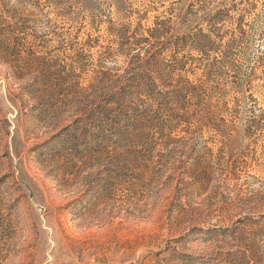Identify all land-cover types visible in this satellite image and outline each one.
I'll use <instances>...</instances> for the list:
<instances>
[{
	"label": "rangeland",
	"instance_id": "obj_1",
	"mask_svg": "<svg viewBox=\"0 0 264 264\" xmlns=\"http://www.w3.org/2000/svg\"><path fill=\"white\" fill-rule=\"evenodd\" d=\"M157 21L166 32L143 46L159 72L188 61L181 77L207 75L185 118L151 104L183 142L165 145L155 127L151 148L126 154L109 127L104 144L77 133L75 88L123 66L109 33L148 37ZM200 32L215 51L193 61ZM5 54L16 69L0 64V264H220L227 252L264 264V222L248 221L264 216V0H0ZM217 112L223 136L206 126ZM239 220L236 239L219 234Z\"/></svg>",
	"mask_w": 264,
	"mask_h": 264
},
{
	"label": "trees",
	"instance_id": "obj_2",
	"mask_svg": "<svg viewBox=\"0 0 264 264\" xmlns=\"http://www.w3.org/2000/svg\"><path fill=\"white\" fill-rule=\"evenodd\" d=\"M213 18L215 16H211L209 20H204L203 23L208 24L211 20H214ZM162 24L163 21H157L154 28L147 30L148 37H130L122 29H115L109 33L116 45L117 57L123 59V66L115 70L99 71L98 76L93 79L89 87L84 89L75 88L74 95L77 93L79 95L76 97L75 110L70 117H72V124L76 126L77 133L81 130L86 131L88 128H93V130L95 129L94 134L91 133V135L93 134V137H99V139L104 138L101 141L104 144L105 141H108V138L103 135V131L105 127H109L110 131L114 132V136H116V147L126 154L135 152L136 149L151 148L153 143L148 140L147 132L150 129H155V127L160 130L158 133L160 138L164 137L165 145L183 142L181 139H170L171 135L177 132L178 122L175 124V121L170 119L168 125L166 122L157 123L151 104L163 103L169 112L173 111L171 107L174 105L178 112L176 117L185 118L187 114L181 115L179 111L184 113L183 108L187 102L200 103L199 100L206 92L207 75L205 72H210L218 61L216 57H213L212 62L209 61L205 66L206 71L202 70L205 74L204 79L196 82V84L179 75L187 73L188 61L178 64L170 72H159L157 56H149L143 44H148L151 39H159L162 33L166 32ZM184 43L187 44L186 41ZM215 45L216 43L210 35L200 32L199 39L194 40L191 45V51L199 57L192 60H204L208 53L215 51ZM10 56H13V54L0 56V64L5 65L14 72L16 64L12 58H9ZM26 67L30 66L27 65ZM43 67L45 66L39 68L41 72ZM81 69L78 66L77 70L80 71ZM75 71L76 69H73V72ZM176 72L178 74L175 76L174 73ZM65 78V76H61V82L65 81ZM96 86L104 87L97 90ZM83 97L86 98V101ZM219 113L217 112L216 119L206 118V126L215 135L223 136L230 131V128L227 121L219 116L221 115ZM261 117L251 119L243 132L249 135L259 131ZM262 200L264 201V196ZM248 221L254 226H260L264 222V216H261L259 220L248 219ZM243 222V220H239L236 223L237 226L235 224L231 225L221 230L219 234L224 238L236 239L237 235L241 234L242 228L240 226L244 224ZM223 255L225 257L222 256L218 259L220 264H232L234 262L233 252H227ZM243 255L242 264H246L244 262L247 261V258L253 261L256 259L255 255L251 257V255H246L245 252ZM226 258H230L231 262H228ZM252 260L249 261L252 262Z\"/></svg>",
	"mask_w": 264,
	"mask_h": 264
}]
</instances>
